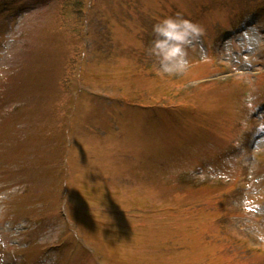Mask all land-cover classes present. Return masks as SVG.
<instances>
[{
  "label": "rangeland",
  "instance_id": "374dc122",
  "mask_svg": "<svg viewBox=\"0 0 264 264\" xmlns=\"http://www.w3.org/2000/svg\"><path fill=\"white\" fill-rule=\"evenodd\" d=\"M67 1L0 0V264H264V0Z\"/></svg>",
  "mask_w": 264,
  "mask_h": 264
},
{
  "label": "clouds",
  "instance_id": "9594fccd",
  "mask_svg": "<svg viewBox=\"0 0 264 264\" xmlns=\"http://www.w3.org/2000/svg\"><path fill=\"white\" fill-rule=\"evenodd\" d=\"M201 29L191 20L177 16L160 18L153 25L154 39L149 54L154 56L163 71L169 74H180L187 71L190 61L187 46ZM251 96L245 97V103L251 106Z\"/></svg>",
  "mask_w": 264,
  "mask_h": 264
},
{
  "label": "trees",
  "instance_id": "16d2710c",
  "mask_svg": "<svg viewBox=\"0 0 264 264\" xmlns=\"http://www.w3.org/2000/svg\"><path fill=\"white\" fill-rule=\"evenodd\" d=\"M82 1L83 0H70V1H67V5H69L70 6V8H72L73 9V12H77V10H78V7H80V6H82L81 4H82ZM65 6V5H64Z\"/></svg>",
  "mask_w": 264,
  "mask_h": 264
}]
</instances>
